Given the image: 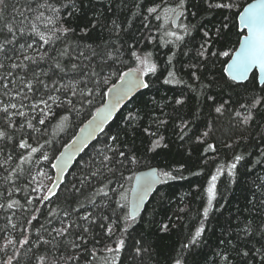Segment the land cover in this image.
I'll return each mask as SVG.
<instances>
[{"label": "trees", "instance_id": "1", "mask_svg": "<svg viewBox=\"0 0 264 264\" xmlns=\"http://www.w3.org/2000/svg\"><path fill=\"white\" fill-rule=\"evenodd\" d=\"M250 1L235 0L238 7L227 14L234 16ZM46 2L59 11L52 13L40 6ZM179 2L5 0L7 8L0 27L5 21L21 26L16 10L23 12L27 20L23 25L25 34L18 35L16 41L5 45L0 52V64L4 65L0 68L3 78L0 79V108L17 105L16 109L9 108L10 120L8 114L0 112V131L6 133V137L0 139V204L5 205L0 208V245L6 239L16 241L15 247L0 251V264H6L9 257L12 264H40L41 256L46 257L44 264H174L177 258L182 264H264L256 252L257 249L264 252V99L256 108H250L255 98L264 97L261 91L264 84L252 80L253 75L257 77L256 72L242 85L234 84L223 72L222 61L227 60L226 57L201 62L197 50L203 31L213 35L221 16L218 10L204 11L202 0H185L183 14L173 28L169 19ZM153 7L157 11L149 13L148 9ZM29 8L32 11H28ZM41 12L43 17L37 19ZM53 15L60 22L56 27H71L75 31L61 35L45 19ZM33 24L35 32L31 28ZM85 25L87 35L81 31ZM192 25L195 28L185 35L184 26ZM230 28L226 50L231 52L240 39L236 19L230 22ZM170 32L184 35V40L176 41L174 36L168 35ZM40 33L50 38L49 43L40 40ZM5 38L11 39L6 29L0 32V42ZM28 44L33 47L28 48ZM106 44L110 50L120 51L113 65L117 75L105 74L108 83L102 84L88 98L90 104L79 96L72 97L70 85L84 91L92 88L89 76L94 69L99 70L100 59L91 52L92 49L100 51ZM219 47L216 45L212 50ZM133 50L141 56L150 52L151 62L157 65L155 74H144L149 87L137 94L74 161L57 191L49 199L41 200L52 182L55 158L103 104L108 88L118 80L120 73L144 68L130 56ZM173 53L169 65L168 58ZM24 56L32 57L36 63L24 60ZM21 62L26 67L11 68L12 63ZM192 65L198 68L193 69ZM194 70L199 79L192 75ZM168 71H174L175 79L166 84ZM28 81L33 84L32 91L23 86ZM66 96L73 100L74 110L61 103ZM209 96L214 99L209 100ZM42 99L48 102V108L40 103ZM177 99L183 102L177 104ZM221 104L224 110L217 113L215 108ZM33 105L40 107L34 109ZM40 109L44 112L50 109L54 115L45 117ZM249 110L253 119L245 125L243 118ZM129 113L139 117L131 126ZM65 116L67 120L63 119ZM40 119L45 123L40 124ZM159 121L165 123L161 125ZM29 122L38 130L29 128ZM160 136L167 147L148 151L152 141ZM112 137H117L116 141ZM22 140L32 147L43 145V148L32 154L30 148L19 147ZM209 144L214 146V151L208 149ZM109 148L134 154L138 163H128ZM43 155L49 159L43 160ZM236 155L243 159L232 169ZM105 156L112 161H104ZM116 160L123 161V165ZM150 167H156L159 172L169 171L176 179L162 182L143 212L134 221L129 218L127 224H120L127 227V232L116 228V234L108 237L100 227L101 223H107L101 217L107 216L114 224L119 223L117 217L128 212V193L134 175ZM212 175H218L216 198L205 217L206 189ZM101 189L108 192L107 197L95 195ZM121 194L126 195L127 201L120 200ZM13 201L18 203L7 208ZM117 201L126 203L124 213L117 208ZM65 212L69 215L65 216ZM88 214L94 223L81 219ZM33 216L36 219L33 220ZM61 220L64 226L71 223L73 227L66 237H57L60 244L54 249L52 244L42 241L51 240L54 229L62 226ZM12 224L16 227L12 228ZM164 224L169 226L168 231L161 230ZM84 227L89 229L87 233L83 232ZM201 227L204 231L196 243L191 244ZM77 236H83L87 243L79 248L64 243L65 239ZM25 237L29 242L21 245L19 241ZM121 237L125 240L121 252H107L106 247H115L114 241ZM76 242L80 243L78 239ZM137 248L148 251L137 255ZM245 251L248 256L243 255ZM61 256L73 259H60ZM224 256L229 258L228 262Z\"/></svg>", "mask_w": 264, "mask_h": 264}, {"label": "snow or ice", "instance_id": "2", "mask_svg": "<svg viewBox=\"0 0 264 264\" xmlns=\"http://www.w3.org/2000/svg\"><path fill=\"white\" fill-rule=\"evenodd\" d=\"M0 5H3V8H0V20H3V11L7 8V4H5V0H0ZM41 7L46 8L48 11L52 13H57L59 9L53 7L52 4L45 3L43 5H40ZM185 7V0H180L179 4L177 5V9L183 10ZM201 7L204 11H217L218 14L221 16V22L219 26L215 28V32L213 35H210L208 31H203V38L201 43L199 44V48L197 50V56L200 58L201 62H215L219 61L221 57L228 58L227 60L222 61V63L225 65L223 68V72L227 75L228 79L231 80L236 85H242L244 81L248 79V74L251 70L255 68H259L261 73H264V0H257L256 3H250L247 5V7H244L242 11H239L234 14V16H229L227 13H231L234 8H237L238 5L236 4L235 0H202ZM73 9H75V5L73 4ZM17 14L20 16L19 24L20 27H17L14 23L5 21L3 27H0V32H4L5 29L8 34H11V39L5 38L3 42H0V52L4 51L5 45L12 44L14 41L17 40L18 35L23 36L25 34V27L23 25L25 24L27 17L24 16L23 12H20V10H16ZM28 11H32L31 8L28 9ZM157 11L156 8H149V13H155ZM71 15V13H69ZM181 14L182 11H181ZM193 16L196 15V12L191 13ZM43 17V13H39V16H37V19H40ZM47 20L48 24H52L54 27H56L57 24L60 22L56 19V17L49 16L45 18ZM157 19H159V16H157ZM234 19L238 20L239 26H240V32L238 43V48H233V50L230 52L229 50H226L227 48V42L229 33L231 31L230 28V22H232ZM95 25H93L94 27ZM116 28H119V25H115ZM32 31L35 32V25H31ZM195 28V25L184 26V33L185 35H189L191 33V30ZM246 30V34H245ZM56 31L59 32L61 35H67L70 32H74L75 29L71 27H56ZM81 31L87 35L88 32V26L85 25L84 28L81 29ZM55 34V33H54ZM40 40H42L44 43H49L50 38H46L43 33H40ZM170 36H174L176 41H183L184 35H177L174 32L168 33ZM57 39L60 37L57 36ZM216 45H219L220 47L216 50H212ZM25 45H21V48H24ZM28 48H32V44L27 45ZM90 47V46H89ZM80 55L83 56V53H80ZM91 55L97 56L100 59V64L98 65L99 70H93L89 76V80L92 82V88H88L86 91L79 89V87H72L71 85L68 86V89L71 93L72 97L79 96V98L83 100H87V102L90 104L91 100L88 99L89 97H92L95 93L96 89H99L102 84H107L108 80L104 79L105 74L107 75H117V72L113 69V65L116 63L117 59L120 56L119 49L110 50L109 46L106 44L104 48H102L100 51H97L95 49H92ZM175 53H173V56H169L168 63L169 65L172 64V60ZM130 56L135 59L137 63L144 66L145 68V75L151 73L155 74L157 71V65L155 63H152L151 53H145L143 56L139 55L136 51H131ZM212 58H215L213 60ZM24 60H29L32 63H36V61L29 56H24ZM43 59V57H41ZM111 60L112 64H109L108 61ZM4 65L0 64V68H3ZM18 67H26V65H23L17 63H12L11 68L16 69ZM56 67H60L59 64L56 65ZM75 68L76 65H73ZM193 69H197L198 65H192ZM140 69L136 70H129L127 72H122L119 74L118 79L121 81L119 87H117L115 84H112L111 87L108 88V92L105 93V95L111 94L112 96V102L107 104L105 108L103 109V112L100 113L97 117H94L92 121H90V126L92 124H95L97 127L100 126V124L103 123L104 120L108 119L109 116H111L112 111L115 109L116 105L120 103L121 100L125 99L133 91L135 88H148L149 83L146 81L140 79L138 73ZM192 75L199 79V77L196 74V71L194 70L192 72ZM0 79H3L0 77ZM175 79V73L174 71H168V78L164 80V83H171ZM252 80L255 82L257 80V77L253 75ZM39 83H43L42 81H38ZM178 82V81H177ZM261 84H264V81L260 82ZM28 91L33 90V84L32 82L28 81L25 82L23 85ZM4 87H7V84L4 85ZM45 88H47V85H44ZM261 91L264 92V87L261 88ZM19 95V93H18ZM25 99L27 97H24ZM49 100L52 99L51 96L48 97ZM209 100L214 99V97L209 96ZM262 98H255L254 102L251 104L250 108L254 109L257 105L261 103ZM183 101L177 99L176 103L181 104ZM41 104L44 105L45 108H48V102L46 100H41ZM61 103H64L66 106H71V108L74 110V104L73 100L66 96L65 100ZM39 105H33L34 109H39ZM9 108L16 109V104L6 105L2 108H0V112H3L5 114H8L7 119H11L12 113L9 112ZM224 110V105L221 104L215 108V111L217 113H222ZM99 111V110H98ZM40 112L43 116L48 117L50 115H54V113L51 112L49 109L48 112H44L43 109H40ZM16 114L20 116H24L25 113L23 112H17ZM237 116H240V113H236ZM64 120H67V117H63ZM138 115H133L132 113H129L128 120L131 122L138 120ZM253 119L252 113L249 110L248 115L243 118V123L247 125L250 120ZM40 124H44L45 120L40 119ZM159 123L162 125L165 123L164 121H159ZM11 127V124L8 125ZM23 127V126H22ZM29 128H33L34 126L29 122L28 123ZM38 130V129H34ZM147 131V129H146ZM150 135H155V133H150ZM208 132L204 133V136H207ZM6 137V133L4 131H0V139H3ZM10 139V137H9ZM117 137H112L113 141H116ZM163 137L160 136L157 139H154L152 141L151 147L148 148V151L155 152L157 149L161 147H167L166 144H163ZM19 147L21 149H29L32 154L37 153L40 151V148H43V145H40L39 148L32 147L29 145L26 141H21L19 143ZM208 149L215 150L214 146L209 144ZM109 151L115 153L119 157H123L124 160H126L130 164H136L138 163V160L134 154H126L124 151H119L116 148H109ZM64 154L61 153V156ZM9 159L11 157L9 156ZM23 159V158H22ZM49 157L47 155H43V160H48ZM243 159L242 156L236 155L234 157L235 162L231 165L232 169L236 168V164ZM104 161L111 162L112 158L105 156ZM102 161V163L104 162ZM118 164L123 165V161L116 160L115 161ZM53 167H58V165H53ZM112 169H109L111 171ZM176 171H180V169H177ZM219 171V170H218ZM198 174V173H197ZM95 175V173L93 174ZM161 177L164 178L163 182H166L167 180H174L176 179V176H174L169 171H163V172H157L156 170H152L149 173L144 174L143 176L136 177L137 180V200L139 203H142L144 200V197L148 194V192L152 189V186L156 183L162 182ZM128 179H131L129 177ZM218 179V175H212L208 188L206 189L208 194V207L204 209V216L207 217L209 214V209L212 206L213 200L216 198V181ZM33 180H35V177H33ZM122 187V186H121ZM38 190V189H34ZM49 192H52L53 189L49 188ZM103 195L105 197L108 196V192L103 191L102 189L95 193V195ZM41 200H47L49 197L47 195H44L40 197ZM121 201H127V197L124 194L120 195ZM32 201H28V203H31ZM91 203H95L94 200L90 201ZM18 203L17 201H13L11 203L7 204V208L11 209L13 208L14 204ZM117 208L121 211V213H124V210L126 208V203H121L120 201H117ZM4 204H0V208H4ZM138 210V205L136 207H133L131 212H127L122 216L117 217V221L119 223H115L111 221V219L107 216L101 217L102 221H106L107 223H101L100 227L105 230V234L108 237H113L116 234V228H119L121 232H127V227H120V224H127L129 218L131 220L136 219V212ZM65 216H68L69 214L67 212L64 213ZM91 214L85 215L81 217L82 220L88 221L89 223H94L95 221L90 219ZM32 219H36L35 216L32 217ZM11 223V221H9ZM28 223H31V220L28 221ZM61 227L58 229H54L55 235L52 236L51 240H43L42 242L44 244H52L54 249H57L59 247L60 241H57V237H66L68 234H70V229L73 227L71 223L64 226L63 220H61ZM12 228H15L16 225L12 224ZM162 231H168L169 226L167 224H164L161 228ZM89 229L87 227L83 228V232L87 233ZM204 229L201 227L195 232V236L190 241L191 244L196 243V239L199 238L202 234ZM51 235V234H50ZM76 239L80 241V243L76 242ZM76 239L67 240L65 239L64 243H66L71 248H79L81 244H86L87 240L83 236H77ZM29 241L27 237H25L23 240L19 241L21 245L27 244ZM16 241L12 239H6L3 245H0V251H6L9 246L15 247ZM115 247H106V251L113 254H119L121 250L124 248L125 240L121 237L119 239H116L114 241ZM189 245H184L183 247L187 248ZM148 249L146 248H137L136 253L137 255H140L143 252H147ZM257 254L260 255L261 260L264 261V252L260 251L259 249L256 250ZM94 255V254H93ZM244 256H248L249 253L247 251L243 252ZM46 257L41 256L39 257L40 264H44ZM60 259H66L71 260L73 257L69 256L67 258L61 256ZM223 259L228 262V257L224 256ZM6 264H12V258L9 257V259L6 261ZM54 264H58V262H54ZM174 264H182L181 259L177 258L174 261Z\"/></svg>", "mask_w": 264, "mask_h": 264}, {"label": "water", "instance_id": "3", "mask_svg": "<svg viewBox=\"0 0 264 264\" xmlns=\"http://www.w3.org/2000/svg\"><path fill=\"white\" fill-rule=\"evenodd\" d=\"M256 2H257V0H252L249 3H247L244 7H247V5L250 3H256ZM243 8H242V10H243ZM181 11L182 10L177 9L171 16L170 23H171V26L173 28H175L178 24V21L181 17ZM237 22H238V20H237ZM238 28L240 31L239 22H238ZM245 34H246V30H245ZM238 47H239V43H238L236 48H238ZM136 69L137 68H131V69L126 70L125 72H127L129 70H136ZM253 72H256V74H257V80H258L259 85H262L260 82L264 81V73H261L259 68L257 67V68H255L249 72L248 78L250 77V75ZM138 75H139L140 79L145 81V75L141 70L139 71ZM225 76L227 77L226 74H225ZM246 81H244V83ZM120 83H121V81L118 79L114 84L117 87H119ZM144 89L145 88H142V87L133 89V91L131 93H129V95L127 97H125V99L121 100L120 103L118 105H116L115 109L112 111L111 116H109L108 119L104 120L103 123L100 124L99 127H97L95 124H92L90 126V121H92L94 119V117H97L98 115H100V113L103 112V109L105 108V106L112 102L111 94H108L105 96V100H104L103 104L95 110V112L92 114V116L88 120H86L84 122V124L78 129V131L72 137V139L61 149L60 153L55 158V160L52 164L53 178H52V182L49 185V188H52L53 191L52 192L47 191L46 195L48 197L53 195L57 191L59 186L62 184L64 176L69 171V169L73 166L74 161L82 154V152L89 145H91L97 139V137L104 131L106 126L117 116V114L137 94L142 92ZM107 92H108V90H107ZM61 153H63L64 155L61 156ZM53 165H58V167H53ZM152 170H156L157 172H159L156 167H150V168L138 171L132 179L131 188H130L129 193H128V204L127 205H128V212H131L133 207H136L138 205V210L136 212V218L143 212V210H144L147 202L149 201L150 197L153 195V193L156 191V189L163 182V179L161 177L162 182L154 184L152 186V189L144 197L143 202L139 203V201L137 200V192H136V188H137L136 177L143 176L144 174L149 173Z\"/></svg>", "mask_w": 264, "mask_h": 264}, {"label": "rangeland", "instance_id": "4", "mask_svg": "<svg viewBox=\"0 0 264 264\" xmlns=\"http://www.w3.org/2000/svg\"><path fill=\"white\" fill-rule=\"evenodd\" d=\"M169 20H170V19H169ZM169 20H168V21H169ZM176 34H179V33H176ZM137 69H138V68H137ZM139 69H140L143 73H145V68H142V67H141V68H139Z\"/></svg>", "mask_w": 264, "mask_h": 264}]
</instances>
